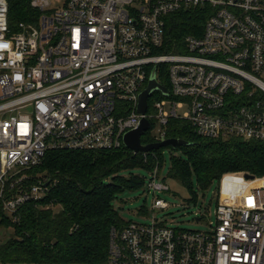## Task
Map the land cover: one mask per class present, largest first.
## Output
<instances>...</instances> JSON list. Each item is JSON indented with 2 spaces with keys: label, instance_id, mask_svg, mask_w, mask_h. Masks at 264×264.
<instances>
[{
  "label": "built area",
  "instance_id": "built-area-1",
  "mask_svg": "<svg viewBox=\"0 0 264 264\" xmlns=\"http://www.w3.org/2000/svg\"><path fill=\"white\" fill-rule=\"evenodd\" d=\"M51 4L31 0L40 15L13 28L9 0H0V198L14 220L24 203L46 194L41 179L27 185L26 171L47 151L119 149L143 117L149 129L161 124L154 142L168 138L172 118L188 120L201 136L264 141V0ZM199 7L208 14L203 31L178 42L183 51L164 52L169 15ZM154 70L159 83L168 80L167 93L153 92L141 114L139 96ZM237 174L220 183L210 230L153 216L115 227L99 262L0 264H264V176ZM151 175L149 189H170ZM153 205L169 206L160 196Z\"/></svg>",
  "mask_w": 264,
  "mask_h": 264
},
{
  "label": "trees",
  "instance_id": "trees-1",
  "mask_svg": "<svg viewBox=\"0 0 264 264\" xmlns=\"http://www.w3.org/2000/svg\"><path fill=\"white\" fill-rule=\"evenodd\" d=\"M40 12L31 0H9V23L34 22ZM208 17L202 8H188L169 15L164 52H180L177 46L186 35L201 33ZM162 81L169 86L166 77ZM154 122H152V127ZM151 127V128H152ZM168 138H182L188 145L165 146L149 152L134 153L123 146L113 150L52 149L42 161L28 169L27 185L39 179L50 181L46 194L19 208L18 218L3 207L0 198V260L2 261H97L109 256L111 231L121 230L125 221L115 201L122 194L148 188L145 170L158 177L166 164L165 149L170 150L168 175L179 179L193 192L207 188L225 175V182L237 173L264 176V141L245 140L233 135L210 138L199 135L191 123L172 118L166 126ZM155 141L152 130L142 135V143ZM235 173V174H234ZM234 174V175H232ZM150 180V179H149ZM165 181V178H163ZM141 212H148L142 206ZM13 229L12 232H9Z\"/></svg>",
  "mask_w": 264,
  "mask_h": 264
},
{
  "label": "rangeland",
  "instance_id": "rangeland-1",
  "mask_svg": "<svg viewBox=\"0 0 264 264\" xmlns=\"http://www.w3.org/2000/svg\"><path fill=\"white\" fill-rule=\"evenodd\" d=\"M64 1L65 0H52L50 7L63 6ZM180 111L184 112V110ZM150 112H152V108ZM151 130L153 136L160 134V122L154 121ZM165 153L167 162L161 169L158 180L163 181V178H165L170 189L154 191L146 187L144 190L125 192L122 194L123 201L117 199L115 201V206L119 208L123 219L128 222H151L154 216L158 220H164L174 227L176 226L187 230H210L211 222H216V203L219 194L218 181L216 180L207 188L201 189L197 186V180L194 178V187L197 194L193 199V192L190 189L179 179L168 175L170 167V150L166 148ZM135 172L140 173L142 176H146L147 182L152 178L151 173L148 171L135 169ZM44 195L45 194H42V197ZM159 196L168 202V207H154V200ZM142 206H146L148 212H141L140 209ZM12 231L13 229L9 230V232Z\"/></svg>",
  "mask_w": 264,
  "mask_h": 264
},
{
  "label": "water",
  "instance_id": "water-1",
  "mask_svg": "<svg viewBox=\"0 0 264 264\" xmlns=\"http://www.w3.org/2000/svg\"><path fill=\"white\" fill-rule=\"evenodd\" d=\"M156 90H161L164 93H167V87L162 85L157 81L156 70H154L151 78L148 82V86L144 89L139 96V104L137 106V111L145 113L148 108V97L155 92ZM150 128V121L148 118L143 117L140 125L132 130H129L124 136V145L132 149L134 153H143L149 152L165 146H174L179 145H188L189 141H186L182 138H166L158 142L142 143V135ZM255 175L252 173L246 174L247 178H253ZM50 181L45 183V186H48ZM199 219V218H197Z\"/></svg>",
  "mask_w": 264,
  "mask_h": 264
}]
</instances>
